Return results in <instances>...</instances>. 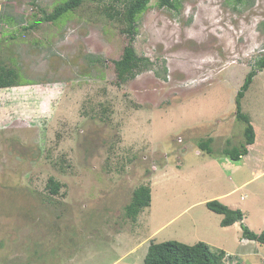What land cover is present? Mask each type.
<instances>
[{
	"label": "rangeland",
	"instance_id": "obj_1",
	"mask_svg": "<svg viewBox=\"0 0 264 264\" xmlns=\"http://www.w3.org/2000/svg\"><path fill=\"white\" fill-rule=\"evenodd\" d=\"M65 1L0 0V59L18 75L0 89V264H144L152 240L171 239L264 264V244L205 204L264 231V69L242 99L257 140L240 161L222 153L245 142L235 99L264 52V0H151L133 42L151 65L121 83L126 24L89 1L42 19ZM143 184L152 202L133 220Z\"/></svg>",
	"mask_w": 264,
	"mask_h": 264
},
{
	"label": "trees",
	"instance_id": "obj_2",
	"mask_svg": "<svg viewBox=\"0 0 264 264\" xmlns=\"http://www.w3.org/2000/svg\"><path fill=\"white\" fill-rule=\"evenodd\" d=\"M86 1L102 4L104 3L103 14L112 21H117L122 28V32L129 36V42L124 47V52L121 58L114 61L115 70L118 82H126L133 78L138 72L150 67V59L139 55L133 44L137 32L139 17L144 13L150 5L151 0H67L64 3L54 7L52 12L42 9L43 20L54 21L68 11H75ZM178 0H159L160 7H178ZM236 3H242L246 0H229ZM105 2L111 3L109 6ZM11 22V19H8ZM8 22V23H9ZM35 27L34 24H31ZM28 30V27L24 28ZM1 46V42H0ZM264 69V52H262L256 59L255 67L246 75L245 81L237 93L236 115L240 120L246 123L244 135L245 142L240 147L232 149L226 148L222 153L226 157L234 161H240L244 156L250 153V146L257 140V130L253 125L249 115L242 111V99L245 97L246 92L253 83L257 71ZM17 72L13 66H8L0 59V89L10 88L17 86ZM108 110V109H105ZM212 138L200 143V149L213 152L210 144ZM61 183L56 181L53 177L49 179L47 187L50 188L52 193H59ZM151 187L150 185L143 184L137 187L132 195L131 201L126 206V215L128 218L137 220L139 214L151 205ZM206 206L222 215L221 225L231 226L236 222H240L242 228V236L249 240H256L264 244V231L257 233L249 228L243 221L244 212L240 208H232L219 199H212L207 201ZM227 252L224 249H216L210 246L205 241H198L194 244H187L178 240H165L161 242L151 241L147 254L144 259V264H243L240 261L227 262Z\"/></svg>",
	"mask_w": 264,
	"mask_h": 264
},
{
	"label": "crops",
	"instance_id": "obj_3",
	"mask_svg": "<svg viewBox=\"0 0 264 264\" xmlns=\"http://www.w3.org/2000/svg\"><path fill=\"white\" fill-rule=\"evenodd\" d=\"M251 146H252V145H251ZM248 155H249V154H248ZM225 164H228V165H230V166H234V165H231V163H225ZM248 182H249V181L243 183V184L240 185V186H237V187L234 188L233 190L239 189V187L241 188V186L247 184ZM225 195H228V193L219 194V195H217V196H218V197H223V196H225ZM207 201H209V200H207ZM207 201H205V202H207ZM199 202H201V201H197V203H199ZM194 205H196V204L194 203V204L189 205L187 208H185L183 211H181V213L187 211V210L190 209V208H193ZM235 224H237V222H236ZM235 226H237V225H235ZM228 227H229V226H228ZM228 227H226V228H228ZM157 230H158V229H157ZM157 230H156V231H157ZM156 231H155V232H156ZM155 232H154V233H155ZM243 238H244V237H243Z\"/></svg>",
	"mask_w": 264,
	"mask_h": 264
}]
</instances>
